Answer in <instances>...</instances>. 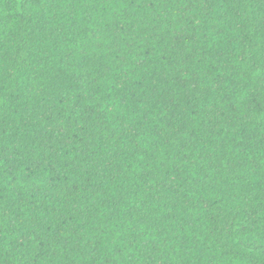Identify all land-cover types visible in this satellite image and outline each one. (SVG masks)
<instances>
[{
    "label": "trees",
    "instance_id": "1",
    "mask_svg": "<svg viewBox=\"0 0 264 264\" xmlns=\"http://www.w3.org/2000/svg\"><path fill=\"white\" fill-rule=\"evenodd\" d=\"M0 264H264V0H0Z\"/></svg>",
    "mask_w": 264,
    "mask_h": 264
}]
</instances>
